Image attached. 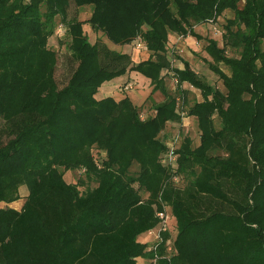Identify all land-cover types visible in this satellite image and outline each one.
<instances>
[{"label": "trees", "instance_id": "16d2710c", "mask_svg": "<svg viewBox=\"0 0 264 264\" xmlns=\"http://www.w3.org/2000/svg\"><path fill=\"white\" fill-rule=\"evenodd\" d=\"M71 2L91 6L86 22L66 19ZM225 14L224 44L203 37L222 87L185 60L173 69L169 35ZM57 17L76 62L63 86L49 46ZM84 23L117 45L141 36L148 56L133 63L92 43ZM132 69L152 86L156 113L145 119L128 96H97ZM163 70L173 71L176 93ZM183 83L202 100L189 104ZM157 90L160 102L151 100ZM178 96L199 140L179 133L171 169L160 135L181 120ZM68 170L83 177L68 182ZM21 186L20 209L0 206V264H264V0H0V202L22 198ZM165 207L176 231L171 254L168 232L155 249L142 239Z\"/></svg>", "mask_w": 264, "mask_h": 264}, {"label": "rangeland", "instance_id": "374dc122", "mask_svg": "<svg viewBox=\"0 0 264 264\" xmlns=\"http://www.w3.org/2000/svg\"><path fill=\"white\" fill-rule=\"evenodd\" d=\"M91 10H92L91 6L77 7L73 2H71L68 7L66 19L68 20L70 18L76 17L86 22L91 14ZM226 17H227L226 14L223 16H220L217 18L215 22L213 21V23H209L205 21L199 24H193L192 29H191L192 32L188 33L187 35H182L178 33H174L173 37H171L170 35L168 42H167V47H168L167 56L172 61L171 67L173 69L183 68L184 64L181 60H185L189 63L190 67L196 72H198L199 74H201L202 77L207 82L211 83L212 85L216 87H219V88L222 87L221 80L214 73H212V71L208 67V62L211 60V58L208 56V54L204 50L205 40L203 39V37L214 38L217 40L218 44L222 46L224 44L223 25L225 23ZM61 25H64L66 27V20L60 17H57L56 18V31L49 39V46L56 49L57 51V66H56V71H55V78L59 86H63L67 82L68 77L72 71V68L76 65V62H74L71 59L70 53L66 48V37L64 34L61 33L62 28L59 29ZM83 28L85 32L88 34L89 39L92 43L95 42L96 39L99 38L104 43H106L109 48L129 53L133 59V63H137L140 60H143L148 56L147 52H139L134 49L133 40H131L130 43L125 44V45H117L111 42L106 36H104L101 31L94 30L90 24L84 23ZM195 33L200 35V38L197 37ZM227 53L229 55L236 54L235 52H232L230 49L227 50ZM174 54H177L179 58H177ZM220 67L225 72L229 73V70L227 67H225L222 64H220ZM162 74L165 75V86L167 87L168 91L176 93V90L179 84H177V81L173 79L172 74L167 73L166 70H163ZM133 80L134 79H132L131 81ZM182 89L187 90V101L189 102V104H192L194 101H197V100H202L200 91L196 89L195 87L190 86L188 83H183ZM151 100L154 101L152 95H151ZM150 106H151V101L148 102L147 105L144 106V108L142 106H137V107L139 108L140 112L149 114L147 110H150L149 108ZM180 118H181L180 122H175L168 127L169 134L167 136V139H165V141H171L173 137L177 135V133H180V136L189 135L193 139L194 144L197 143L199 140V131L197 128L196 119L193 118L192 116H187L186 114L182 117L180 116ZM215 121H216V124L218 125L217 118L215 119ZM104 153L105 152L103 151H100V152L98 151L95 154L99 158L103 156ZM135 169H136V166L134 165L132 167V170H135ZM80 177H83V172L78 171V170H68L64 172V179L68 182H76ZM87 184L90 186H93L94 183L87 182ZM82 187L83 186H81L80 188L82 189ZM20 190H21V194L24 196V194L27 191V187L21 186ZM21 203H22V200L18 201L15 204L16 207L20 206ZM2 205L3 204L0 203V206ZM168 233L171 238H174L176 231L174 229H170V232ZM145 239L146 241H151L150 239H152V236L151 235L147 236ZM137 263L138 264H150L151 261L138 258Z\"/></svg>", "mask_w": 264, "mask_h": 264}, {"label": "built area", "instance_id": "2783aa9c", "mask_svg": "<svg viewBox=\"0 0 264 264\" xmlns=\"http://www.w3.org/2000/svg\"><path fill=\"white\" fill-rule=\"evenodd\" d=\"M207 22L213 23V20L212 19H208ZM61 28H62V32H63V25H61L59 29H61ZM133 47H134L135 50H137L139 52H148L147 44L142 39L141 36H136L133 39ZM166 71H167V73H173L171 70H166ZM174 80L176 81V79H174ZM134 86H135L134 81L127 80L123 84L119 85L118 89L121 92H128V91L132 90L134 88ZM176 101H177V112L182 117V116H184L186 114V112L182 109V106H181L182 99H181V97L178 96ZM179 105H180L181 108L179 107ZM155 113H156V110L152 109L149 112V114L140 112L139 116H140L141 119H145L147 116L154 115ZM178 139H179V133H177V135L175 137H173V139L171 141H165L167 149L164 152L161 161H162V163L164 165H168V167H170L171 169L174 168L175 163H176V159H177V155L175 153V149L177 147L176 143L178 142ZM173 179L175 181H177L179 178L176 175H174ZM157 214H158V216L160 218V222H159L158 226L155 229L148 231V233H147V236H150V235L152 236V239H150V240L155 242V243H153V244H151L149 246L150 249L151 248L155 249L157 244H158V242L163 240V236L162 235H163L164 232H170V229H173V226L171 224V220H172L171 214L169 213L167 207H165L163 211H160ZM172 239L173 238L169 237L167 239V241H166L167 251H168L169 254L172 253ZM143 241H146V240H143Z\"/></svg>", "mask_w": 264, "mask_h": 264}, {"label": "crops", "instance_id": "0c3cea01", "mask_svg": "<svg viewBox=\"0 0 264 264\" xmlns=\"http://www.w3.org/2000/svg\"><path fill=\"white\" fill-rule=\"evenodd\" d=\"M243 1L244 0H242V2ZM198 26H200V25H198ZM199 32H200V30H199ZM173 34L174 33L170 34L171 37H173ZM132 79H134L133 81L135 83V86L132 90H130L128 92L119 91V89H118L119 85H121L122 83H124L127 80H132ZM151 88H152V86L150 85L149 78H147L143 74L139 73L138 71L130 70V71H127L124 75H121V76L115 77L109 81L103 82L101 84V86L99 87L97 96H98V98H102V97H106V96H113L115 98L128 96L135 105L142 106L144 108V106L147 105L148 102H150L149 100H147V97L151 92ZM157 94H159V95H157ZM152 96H153V100L156 102H160L164 99L163 94L159 91L154 92L152 94ZM157 96H158V98H157ZM160 96H161V98H160ZM149 108H150V110H147L148 113L153 109V108H151V106ZM193 118H195V117H193ZM173 123H175V122H167L165 129L161 132V135H160V137L162 139H164V140L167 139V136L169 134L168 133V131H169L168 127ZM20 194H21V190H20ZM26 194H27V191L24 194V196ZM24 196H23V198H20V199L14 201V202H11V203H4V202H0V203H2L5 206H11V207H14L16 209H20L23 202H24ZM20 200H22L21 205L16 207L15 204ZM145 238L146 237H144L142 239L146 240ZM138 258H142V257H137L136 259H138ZM142 259L150 261V259H147V258H142Z\"/></svg>", "mask_w": 264, "mask_h": 264}, {"label": "water", "instance_id": "95a60500", "mask_svg": "<svg viewBox=\"0 0 264 264\" xmlns=\"http://www.w3.org/2000/svg\"><path fill=\"white\" fill-rule=\"evenodd\" d=\"M263 247H264V244H263Z\"/></svg>", "mask_w": 264, "mask_h": 264}]
</instances>
